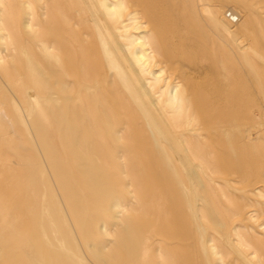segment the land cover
<instances>
[{"label": "rangeland", "instance_id": "rangeland-1", "mask_svg": "<svg viewBox=\"0 0 264 264\" xmlns=\"http://www.w3.org/2000/svg\"><path fill=\"white\" fill-rule=\"evenodd\" d=\"M134 13L160 64L137 120L81 69ZM0 108V264H264V0H0Z\"/></svg>", "mask_w": 264, "mask_h": 264}, {"label": "bare ground", "instance_id": "bare-ground-1", "mask_svg": "<svg viewBox=\"0 0 264 264\" xmlns=\"http://www.w3.org/2000/svg\"><path fill=\"white\" fill-rule=\"evenodd\" d=\"M103 5H104L103 7H105V9L107 11L106 14L114 15V16H116L119 13V11H120L119 8L122 7V4L120 2L116 3L117 6L115 4L113 5L111 3H106V2L103 3ZM115 7H117L118 9H115ZM139 15H140V13H134V15H132V16L129 15V16H131V18H132L131 20L133 21L134 24H133V27L131 28L132 33L128 34L127 36L122 35L120 33L110 34V32H108V31L104 32L102 30V28L99 26L100 29L98 27V30H99L98 41L97 40L95 41V45L93 47V49L94 50L96 49L97 51L100 49L98 52L99 54L97 52H95V55H94L95 61L93 63H89L88 60L85 59L84 63L81 65V69L84 71H87V73L90 74V76H89L90 78L96 76L100 79V81H99L100 83H99L97 89H101V86L104 89L108 88L109 92L113 96V100L115 101V103L120 105V107H125L123 110L127 114V117H129L131 119L134 118L135 120L138 119L137 110L134 108L133 109L131 108L130 101L126 100L127 99L126 94H132L133 93L135 96H137V99H142V94L141 95L139 94V89L140 88H143V89L147 88L145 83L142 80L143 79L142 75L146 74V73L149 75H152L153 74L152 70L155 67L160 66V64L155 63V58H154V55L156 54L155 46L152 43H150L148 40L149 36L150 35L152 36L154 34L155 25L152 24V26L154 27L153 28L154 31L152 28H149L146 26L142 27V25L139 24V21H140ZM159 20H160V18H159ZM160 23H161V21H160ZM24 28H25V30H30V22L28 20L25 21ZM131 29H127V27H126L127 31L131 30ZM124 36L126 37V44H123L121 42V40H124V39H122ZM173 46H175V45H173ZM171 49H172V47H171ZM84 52L85 51L82 52V55H84ZM115 52H118L120 54L119 58L116 56ZM166 63L169 64V61L166 60L165 62H162L161 64L164 65ZM171 63L174 64V60ZM170 66L172 67L171 64H170ZM163 71H165V70L161 69L160 72L163 73ZM207 73H208V71H207ZM129 74H131V77ZM120 78L123 80V82H125V91H126L125 93L122 92L121 88L119 86H117V84H116L119 82ZM203 79H205V81H209V83H208L209 85L213 84V80L206 77V71L205 70L203 72ZM207 79H209V80H207ZM88 80H90V79H88ZM154 80H156L157 82L163 81V79H160L159 77H156ZM169 88H171V86ZM97 89H94V90L98 91ZM169 90L170 91L168 93L167 100L161 101V97H160V99L159 98L154 99V100L152 99L155 102L154 104L158 107V111L160 112V115L164 119L167 115V109H171V111L174 110V113L180 112L182 110V106H183V102H184V99H183L184 91H183V89H181L180 85H178V87H176L175 89L171 88ZM144 97H147V98L151 97L152 98L153 97L152 89L151 90L147 89L144 93ZM222 98H223V96L215 97L214 105L216 104V102H220ZM54 101L55 100H53V102ZM55 104H57V102H55ZM15 106H17V108H18L17 114H19L21 112V109L18 107L17 104ZM165 107H167V108H165ZM121 113H123V111ZM0 118L3 119V121L7 122L5 125L3 124L0 126L1 130L6 129V128H7L6 130H8L14 126V121L8 116L6 111H4L1 108H0ZM124 121H125V119H124ZM172 146H174V145H172ZM161 163H162V161H161ZM248 167H249V165H248ZM164 192H166V191H164ZM164 192L162 191L163 194H164ZM150 205H151V203H150ZM113 208L114 209L120 208V202H117L115 205H113ZM165 215H166V213H165ZM167 216L166 217L163 216V217L167 218ZM174 223H175V221H171V224L174 225ZM176 229H178V228H176ZM48 244H50V243H48ZM178 247H179V245H178ZM180 247H182V246H180ZM185 248H186V246H185ZM186 249H184V250L186 251ZM188 251H190V250H188ZM189 254H190V252H189ZM183 256H185V255H183ZM186 256H188V254Z\"/></svg>", "mask_w": 264, "mask_h": 264}, {"label": "built area", "instance_id": "built-area-1", "mask_svg": "<svg viewBox=\"0 0 264 264\" xmlns=\"http://www.w3.org/2000/svg\"><path fill=\"white\" fill-rule=\"evenodd\" d=\"M229 16V15H228ZM230 17V16H229Z\"/></svg>", "mask_w": 264, "mask_h": 264}]
</instances>
